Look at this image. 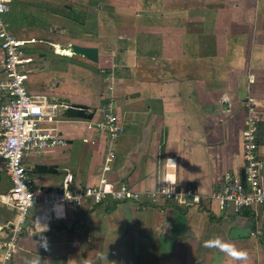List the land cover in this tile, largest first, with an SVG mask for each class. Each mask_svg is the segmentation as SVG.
<instances>
[{
    "label": "crops",
    "instance_id": "0c3cea01",
    "mask_svg": "<svg viewBox=\"0 0 264 264\" xmlns=\"http://www.w3.org/2000/svg\"><path fill=\"white\" fill-rule=\"evenodd\" d=\"M12 4L33 18L32 27L14 29L13 34L34 41L25 47L34 59L27 73L30 94L52 102L69 99L95 112L92 120L66 118L62 112L56 118L54 127L67 146L27 161L33 158L28 168L57 166L50 173L59 175L57 187L50 180L35 184L39 194L60 189L67 173L74 175L80 188L94 186L106 176L140 192L155 190L164 182V166L171 157L177 163L173 174L178 186H193L211 195L227 173L244 171L242 133L249 98L255 99L260 113L259 153L264 159V0H13ZM71 11H76L75 19ZM70 17L81 34L62 45L58 39L68 33ZM44 40L55 48L54 55L76 59L82 66L69 63L66 69L52 70L42 54L31 55L35 47L47 52L48 47L37 45ZM70 44L99 49V61L75 58L60 47ZM55 75L63 84L57 92L50 87ZM32 77L36 80L31 83ZM74 83L92 88L94 97L73 95ZM109 104L125 128L117 141L95 127ZM96 116L99 120L93 121ZM10 187L2 164L0 194ZM17 215L16 209L0 204V241L11 235ZM40 236L48 238V250L37 246ZM217 237L246 251L247 259L235 261L218 249L204 247V241ZM34 259L39 264H264V206L234 216L208 201L200 208L163 202H88L69 206L66 216L57 220L39 206L28 214L11 264H30ZM2 260L0 247V264Z\"/></svg>",
    "mask_w": 264,
    "mask_h": 264
},
{
    "label": "built area",
    "instance_id": "2783aa9c",
    "mask_svg": "<svg viewBox=\"0 0 264 264\" xmlns=\"http://www.w3.org/2000/svg\"><path fill=\"white\" fill-rule=\"evenodd\" d=\"M12 1L0 0V166L5 165L11 182L9 191L0 194V204L16 209L18 215L9 238L0 241L3 250L1 264L12 263L28 214L39 206L46 207L49 218L55 220L65 217L69 206L80 207L88 202L139 205L163 202L200 208L208 201L215 202L222 213L234 216L247 209L264 206V159L259 153L260 113L254 98L247 100L242 133L244 179L241 173H227L211 195H203L193 186L183 187L168 182H163L155 190L140 192L125 182L115 184L106 176H102L94 186L80 188L75 184L72 173L65 175L60 189L43 190L39 194L29 175L28 159L67 146V140L54 127L62 105L52 102L47 96H33L29 92L27 73L34 59L26 53L25 47L34 41H22L10 32L4 17ZM95 127L108 134L112 141H117L125 131L111 104L103 107V119ZM108 167L107 164V170Z\"/></svg>",
    "mask_w": 264,
    "mask_h": 264
},
{
    "label": "rangeland",
    "instance_id": "374dc122",
    "mask_svg": "<svg viewBox=\"0 0 264 264\" xmlns=\"http://www.w3.org/2000/svg\"><path fill=\"white\" fill-rule=\"evenodd\" d=\"M11 6H12L11 7L12 11L10 12V14L8 13L7 15H5L7 22L10 21V26H11L10 32L12 34L16 35L14 33V31L16 29H20L21 27H23V28L24 27H32L33 18H30L29 15L27 13H25L23 7L20 6V5H17V4H14V5L12 4ZM75 12L76 11H73V12L71 11L70 12L73 15V19L76 18V13ZM70 19H71V17H70ZM38 22L39 21L37 20L36 23L38 24ZM73 22H72V19H71V23L69 25V30H67L68 33H65L62 38L58 39L59 42L62 45H67L68 40H71L73 37H76V35L81 34V27L76 22H75L76 24H74ZM17 37H20V36H17ZM37 43H38L37 45H43L44 47H48L49 49H47V52H43L39 48L35 47V48H33L31 50V55H33V56L35 55V57L37 58V57L41 56V54H42L44 56V60L46 62L50 63V67L52 68V70L53 69H66L70 65L69 63H74V64H77L79 66H82L80 62H75V61H77L76 59H67V58H64V57H61V56L54 55V54H58V53H57V51L55 50L54 47H49V41L48 40L47 41L44 40L42 42L38 41ZM52 50H53V52H52ZM74 57L76 58V56H74ZM31 66H34V64H32ZM53 79H55L56 82H54ZM35 80H36V77H32L30 82L32 83ZM58 80H59V76L55 75L50 80L51 81V84H50L51 86L48 85L55 92H57L60 88L63 87L62 82L58 81ZM59 83H61V84H59ZM70 87H71L70 91H71V93L73 95L94 97V93H93L92 88L86 86L84 83H74V84H71ZM38 88L40 89L39 91H41L40 86ZM42 91L46 92V93H51L50 90H42ZM96 101H97V98L95 99V102ZM95 105H96V103H95ZM98 120H99V118H97V116H96L95 120H93V121H98ZM57 132L59 133V131H57ZM32 159L33 158H31L29 160V162L32 161ZM29 162H27V165H28ZM29 175H30L31 179L33 180L34 184H37L39 186L45 184L46 183L45 181L50 180L51 181V185L57 187L56 184L59 181V175H57V174H55V175L54 174L34 175L32 173H29ZM47 184H49V183H47ZM59 188H61V185H60ZM37 189L35 187L36 191H37Z\"/></svg>",
    "mask_w": 264,
    "mask_h": 264
},
{
    "label": "water",
    "instance_id": "95a60500",
    "mask_svg": "<svg viewBox=\"0 0 264 264\" xmlns=\"http://www.w3.org/2000/svg\"><path fill=\"white\" fill-rule=\"evenodd\" d=\"M63 50H70L73 55L86 58L92 62L99 61V49L95 47H85L77 44H70L68 46H60ZM70 56V55H68ZM62 105L61 112L66 118H76L83 120H92L95 112L91 111L88 106L81 104L71 103L69 99L60 98L57 100ZM55 165H36L33 168H29V172L33 174H50L56 172ZM242 178L244 179V171L242 172Z\"/></svg>",
    "mask_w": 264,
    "mask_h": 264
},
{
    "label": "clouds",
    "instance_id": "9594fccd",
    "mask_svg": "<svg viewBox=\"0 0 264 264\" xmlns=\"http://www.w3.org/2000/svg\"><path fill=\"white\" fill-rule=\"evenodd\" d=\"M176 165L177 163L173 158L169 157L167 159L164 166L166 171L165 174L161 177L164 182H168L169 184H175L176 178L173 174V170L176 168ZM45 231H47V229ZM35 242L38 247H42L45 250L49 249V242L46 236H40L37 240H35ZM204 247L218 249L220 252L231 257L235 261H244L247 259L248 256V253L246 251L237 249L235 245L225 242L219 237L204 241ZM30 264H39V260L34 259L30 261Z\"/></svg>",
    "mask_w": 264,
    "mask_h": 264
},
{
    "label": "trees",
    "instance_id": "16d2710c",
    "mask_svg": "<svg viewBox=\"0 0 264 264\" xmlns=\"http://www.w3.org/2000/svg\"><path fill=\"white\" fill-rule=\"evenodd\" d=\"M64 58L71 59V58H68V57H64Z\"/></svg>",
    "mask_w": 264,
    "mask_h": 264
},
{
    "label": "snow or ice",
    "instance_id": "6c2138e0",
    "mask_svg": "<svg viewBox=\"0 0 264 264\" xmlns=\"http://www.w3.org/2000/svg\"><path fill=\"white\" fill-rule=\"evenodd\" d=\"M36 111H39L38 109H36Z\"/></svg>",
    "mask_w": 264,
    "mask_h": 264
}]
</instances>
